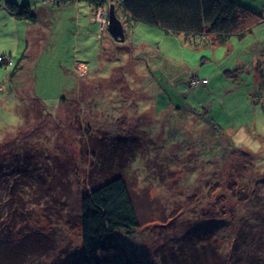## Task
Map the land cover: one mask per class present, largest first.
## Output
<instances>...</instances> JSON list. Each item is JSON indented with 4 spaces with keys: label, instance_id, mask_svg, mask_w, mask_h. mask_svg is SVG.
<instances>
[{
    "label": "rangeland",
    "instance_id": "rangeland-1",
    "mask_svg": "<svg viewBox=\"0 0 264 264\" xmlns=\"http://www.w3.org/2000/svg\"><path fill=\"white\" fill-rule=\"evenodd\" d=\"M236 1L264 17V0ZM4 2L0 257L37 242L25 264H79L82 197L123 173L141 225L116 238L132 258L264 264V19L242 38L192 41L132 27L122 0H16L34 25Z\"/></svg>",
    "mask_w": 264,
    "mask_h": 264
},
{
    "label": "trees",
    "instance_id": "trees-1",
    "mask_svg": "<svg viewBox=\"0 0 264 264\" xmlns=\"http://www.w3.org/2000/svg\"><path fill=\"white\" fill-rule=\"evenodd\" d=\"M75 1L86 2L97 9L107 0H54V4L63 6ZM2 2L0 0V5ZM4 6L16 19L32 25L38 22L37 11L29 2L20 4L16 0H5ZM119 6L128 22L158 27L192 41L207 37L225 41L233 35L242 38L264 19L259 12L236 0H122ZM125 143L124 140V143L113 144L114 152L126 150ZM140 225L133 190L123 173L93 187L81 202L82 255L79 264H149L128 255L116 238L118 232H130ZM4 246L6 254L0 257V264H25L29 256L42 249L37 242H32V247L26 244L11 249L8 244Z\"/></svg>",
    "mask_w": 264,
    "mask_h": 264
},
{
    "label": "water",
    "instance_id": "water-1",
    "mask_svg": "<svg viewBox=\"0 0 264 264\" xmlns=\"http://www.w3.org/2000/svg\"><path fill=\"white\" fill-rule=\"evenodd\" d=\"M109 32L119 40H124L125 30L122 20L118 17L116 13V7L114 4L110 5L109 9Z\"/></svg>",
    "mask_w": 264,
    "mask_h": 264
},
{
    "label": "crops",
    "instance_id": "crops-1",
    "mask_svg": "<svg viewBox=\"0 0 264 264\" xmlns=\"http://www.w3.org/2000/svg\"><path fill=\"white\" fill-rule=\"evenodd\" d=\"M73 3H76V1L75 2H73ZM78 3H79V1H78ZM91 7V6H90ZM120 8H121V6H120ZM91 9H92V11H94L93 10V8L91 7ZM120 10V9H119ZM92 21H93V18H92ZM131 23V25H132V27H139V26H137V25H140L141 23H134L133 21L132 22H130ZM248 33H250V32H248ZM247 35V34H246ZM198 40V39H197Z\"/></svg>",
    "mask_w": 264,
    "mask_h": 264
},
{
    "label": "bare ground",
    "instance_id": "bare-ground-1",
    "mask_svg": "<svg viewBox=\"0 0 264 264\" xmlns=\"http://www.w3.org/2000/svg\"><path fill=\"white\" fill-rule=\"evenodd\" d=\"M85 72H86V70H85Z\"/></svg>",
    "mask_w": 264,
    "mask_h": 264
},
{
    "label": "built area",
    "instance_id": "built-area-1",
    "mask_svg": "<svg viewBox=\"0 0 264 264\" xmlns=\"http://www.w3.org/2000/svg\"><path fill=\"white\" fill-rule=\"evenodd\" d=\"M205 81H206V80H205ZM205 81H204V82H205Z\"/></svg>",
    "mask_w": 264,
    "mask_h": 264
}]
</instances>
